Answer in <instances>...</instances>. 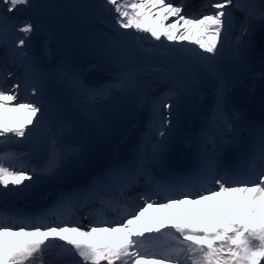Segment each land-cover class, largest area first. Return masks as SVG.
<instances>
[{
    "label": "bare ground",
    "instance_id": "6f19581e",
    "mask_svg": "<svg viewBox=\"0 0 264 264\" xmlns=\"http://www.w3.org/2000/svg\"><path fill=\"white\" fill-rule=\"evenodd\" d=\"M51 1L43 0L35 5L36 8L42 9V13L47 17V20L42 18L39 12L35 11L33 13V19L40 23L39 28L43 30L42 36L44 38L36 41L31 40L29 49L30 55H33L41 65L36 82L48 85L49 89H45L46 91L39 97L24 98L19 94L21 100H33L41 103L44 108L43 115L38 117L39 123L29 126L30 130L27 131L26 137L20 138L8 134L7 139L0 138V153L15 155L19 158L6 160L5 163L19 168L17 163L25 161L27 164L25 168L33 176L31 180H26L20 186L8 185L7 188L0 186L1 211L10 212L14 209L23 208L26 204H29L31 196H33V201H36L38 197L49 196L55 189L63 185L73 183L81 185L83 179L96 170L97 167L104 165L99 173L112 168L113 163L111 160L127 164L134 162L133 159L137 156L140 161L145 159L148 161L147 165L152 166L150 165L152 164L151 156L155 154L157 156L156 162L165 166L167 164L165 159L170 161L171 158H174L173 156L183 157L185 150L180 148V144L177 145L175 140L168 138V136L178 133L182 129L181 127L184 126L187 129L195 128L197 126L195 115L197 107H199L201 113L206 112L207 107H217L215 104L216 98L214 97L219 83L229 86L227 90L225 88L222 112L228 113L231 109L232 97L241 99L242 111L250 119H255L254 123L257 126L259 124V126L264 127V119H258L260 113H264V92L261 88L264 86V16L261 15L264 0H251L242 12L238 8L231 9L233 26L231 23V27L222 30L217 52L209 53L207 58L197 55L198 51L205 54L206 52L199 49L194 43L167 41L164 38H162V41H155L147 33H135L133 29H118L120 33L131 31L132 37H135L133 39L140 43L141 49H144L143 55L138 58L140 67L135 71L136 82L139 83L140 87L135 89L134 81L132 82L128 78L129 82H126L122 88L114 89L116 96L110 98L108 102L105 99L110 95L105 98H98L94 96V92L102 86V88L110 86L112 90L111 85H113V82L124 77L119 70V65L114 64L112 56L110 57L113 52L110 37L116 35L107 32L108 30L105 29L106 26L102 22L95 21L92 18L88 20L90 27L99 26V30L87 29V25L83 22L79 23L78 26H73L70 22L69 25L73 27L68 32V40L71 37L78 40V44H87L89 47L88 52L84 57H81L82 55L79 56L75 45L68 40H63L60 44L55 43V45L50 46L51 56H48L49 52L45 50L44 44L53 42V39L45 29H51L54 35L68 29V25L56 22L54 18L58 13L56 7H53V10L57 12L56 14L51 16L47 13L46 7L50 5ZM91 1L98 5L95 8L98 15L114 24L113 13L111 12L110 15V11L106 10L104 0ZM213 1L216 2V0ZM165 2L167 3L169 0H165ZM171 2L184 5L185 0H171ZM86 5H90V2H87ZM108 8H111V6L109 5ZM211 11L215 10L211 9ZM246 12L250 13L247 23L251 27L248 35L241 37V26L245 21ZM181 14H187L191 17L196 13H184L183 11ZM26 15L25 12L16 14L18 18H30ZM174 20L175 17H171L166 23H171ZM229 32L235 36L233 43L228 38ZM238 38L240 39L238 40ZM9 39H15L11 30L7 34L4 33L2 43L7 42ZM59 48L61 49L59 50ZM186 49L187 51H185ZM59 52L60 56L70 53L73 62H77L80 58L83 65L78 68L74 65L58 64L54 59L59 56ZM9 54L21 60L15 47H8L0 57V67L4 65L6 59L9 60L7 58ZM116 56L117 54L114 53L113 58H116ZM211 58H215V62L210 67ZM155 62H158L157 66L154 65ZM23 64L26 66L29 62ZM105 64L108 66H105ZM163 66L176 67L180 72V77L171 74L172 77L168 78L167 75L170 73L167 71H169V68H163ZM27 70L29 72L28 67ZM8 72L9 68H6L0 73V86L5 88L12 85V82L6 79ZM237 72L238 75H236ZM184 75L191 77L194 88L201 92L200 97H195L194 91L187 89L185 85L178 82ZM144 81L145 83H142ZM82 86L84 89H81ZM160 89L162 90L160 98L169 91H176L177 96L181 95V101L183 102L182 106H179V100H177L176 106L174 104L175 108H172L171 119L174 118L177 123L175 126L165 129L164 137L158 134L160 128L158 118L151 117L150 120L143 121L142 113L146 115L147 107H142L143 109L140 111L131 108L132 106L130 107L127 104L129 99L131 103L132 99H139L143 96L145 103L148 105L153 102L152 97ZM252 91L256 95H261L262 98H254L250 94ZM97 98L99 99L98 105L89 104ZM68 99L72 103L74 112L67 117H62V113L65 114V112L61 111V105ZM200 103H205L206 107L201 106ZM187 109H189V113H187ZM173 110L177 111L173 112ZM107 112L109 114H106ZM133 113L135 114L134 119L129 120L128 118L127 120L126 117ZM101 114L106 115L99 118L98 115L101 116ZM216 114L221 115L218 111ZM23 115L24 113L10 111L5 118L15 123L18 122L17 118ZM134 127L139 130L149 128L152 135L144 133V131L138 132L133 129ZM39 129L48 130L52 138L48 156L45 160L37 159L32 154L22 151V148L28 143V139L33 137L34 132ZM64 134H70L71 136H64ZM162 144H164V148L161 147ZM101 148H103L102 158L100 157ZM178 167L183 168L182 165L178 164L174 166V169L176 170ZM235 199L236 197H228L225 202V198L221 197L218 203L213 201L199 205L198 208L202 210L203 215L193 210L189 204L174 205L172 208L174 212L165 213L160 219L167 220L169 217L177 221L191 218L205 219L209 214V210H212L213 216L226 212ZM6 239L9 242L18 240L15 236H8ZM24 239H27V237L19 240ZM95 239L102 244L110 240L104 236H98ZM57 248L58 244H53L48 249L44 257L46 264H70L74 259H79L67 256L61 247H59L61 251L57 252Z\"/></svg>",
    "mask_w": 264,
    "mask_h": 264
},
{
    "label": "snow or ice",
    "instance_id": "6c2138e0",
    "mask_svg": "<svg viewBox=\"0 0 264 264\" xmlns=\"http://www.w3.org/2000/svg\"><path fill=\"white\" fill-rule=\"evenodd\" d=\"M104 4L106 10L113 13L114 24L119 29L147 33L155 41H162V38L187 41L207 53L217 52L222 30L231 27V9L244 10L240 0H216L202 6L215 11H201L191 17L181 14L182 3L174 4L171 0L167 3L165 0H104ZM33 7V0H0V43L10 26L15 37L14 47L26 62H30V42L37 25L30 18H18L16 14ZM261 15L264 16V7ZM171 17L175 20L166 23ZM249 17L250 13L246 12L241 37L249 33ZM11 76L9 73L8 78ZM127 81L128 77L124 76L113 82L112 87L122 88ZM19 87L18 83L8 88L0 86V138L7 139L8 134L26 137L29 126L39 123L38 117L43 115L41 103L19 99L16 91ZM225 92L224 84L219 83L216 91L218 108L224 104ZM110 93L111 89L98 88L94 96L105 98ZM32 95L41 96V89L33 87ZM172 95L171 91L164 94L154 106V119H159L158 134L161 137L165 136V129L171 124ZM10 111L24 115L13 123L5 118ZM9 159L19 158L0 153V186H20L32 179L33 174L27 168L6 164ZM255 159L264 163V131L249 165ZM140 167L147 168L145 159H141ZM119 171L122 170L113 168L105 175ZM192 177L202 182V190L198 193L188 188ZM209 182H214L215 187L204 188L203 185ZM167 184L172 191L179 189L176 195L163 201L141 195L139 199L143 203L129 215L117 220L94 219L87 228L79 223L61 221L59 217L56 221L44 223L48 214L12 223L0 215V264H46L44 257L53 244H59L67 256L79 258L72 264H261L264 261V168L255 172V178L241 179L219 165L212 155L200 160L188 177L170 179ZM221 197L225 202L228 197L236 199L226 212L207 220L191 218L177 221L172 217L157 220L145 215L154 206L171 210L174 205L185 204L203 215L198 206L213 201L218 203ZM70 202V198L60 201L51 215H58V211ZM99 233L109 234L110 240L103 244L98 242L94 238ZM8 236L27 239L9 242Z\"/></svg>",
    "mask_w": 264,
    "mask_h": 264
},
{
    "label": "rangeland",
    "instance_id": "374dc122",
    "mask_svg": "<svg viewBox=\"0 0 264 264\" xmlns=\"http://www.w3.org/2000/svg\"><path fill=\"white\" fill-rule=\"evenodd\" d=\"M87 2H90V5H86ZM97 6L98 5H96L95 2H93L91 0H52L50 5L48 7H46L47 13L52 16L58 12L57 14L60 16V18H62V20L59 19L58 16H56V17H54L56 19V22L58 24H60V23L64 24V25L66 24V26L68 25L67 27L69 29V30L67 29L65 32H62V33H59L58 35H55L56 36L55 42H58L57 44H60L63 40L67 41L68 40V32L71 30V28L73 26H78L79 23H81V22H83L84 24L87 25V29L92 28L93 30H99V26H91L90 27L89 21H88L90 18H92L95 21L102 22L106 26L105 29L108 30L107 32H112L114 35H116L115 37H110V40L112 41V46H113V52L110 55V57L112 56L113 63L119 65V70L121 71V74L123 76H127L132 82L134 81V83H135L134 88L137 89V87L139 88L140 85H139V83L136 82L137 77H135L136 76L135 71H137L140 67V63L138 62V58L140 57V55H143L144 49H141V47L139 45L140 43L133 39L135 37H132L131 31H127L126 33H120L118 31L119 28H117L115 26V24H111L109 22V20L101 18L98 15V13L95 11V8ZM53 7H56L57 12H55L53 10ZM72 7H75L78 10H76ZM32 9L33 8L28 10L29 14L26 13L27 14L26 16L30 17L31 20L33 21V23H35L37 25V31L34 33V35L32 37V41H36L37 39L44 38V37L42 36L43 30L41 28H39L40 23L33 20V16H32L33 11H31ZM40 9L37 8L36 11L40 12ZM73 10H75L76 13ZM40 14H41V12H40ZM109 14L111 15V12H109ZM41 15L43 18H45V16L43 14H41ZM62 15H65V18L62 17ZM70 22H72V24H73L72 27L69 25ZM112 30H114V31H112ZM115 30H116V32H115ZM48 34L51 35L50 37H53V33L50 32V29H48ZM117 38H118V40H117ZM68 41H70L73 45L76 46V48L78 49L77 52H78L79 56L82 55L81 57H84L85 54L88 52L89 47L87 44H78L77 43L78 40H74V38H71V37H70V40H68ZM119 44H121L122 46H120ZM49 45H50L49 43L45 44V50L47 52L49 51ZM60 49L61 48H59V50ZM235 52H237V51H235ZM114 53L117 54L116 58H113ZM130 59L132 60V64H133V65H131L132 67H130V69H132V70H130L131 73L128 72L129 67L127 66V60H130ZM54 61L57 62L58 64H61V65H74L78 68H81V66L83 65V63H81L80 58H78L77 62H73L72 61V55L70 53H65L63 56H60V52H59V56L56 57L54 59ZM214 62H215V58L212 60L210 67L214 65L213 64ZM156 64H158V62H155L154 65L157 66ZM160 65H161V63H160ZM105 66H108V65L105 64ZM164 67H166V66H163V68ZM168 68H169V66H168ZM167 72L170 73L169 78H171V74H172V76H176L179 74L176 67L169 68V71H167ZM127 82H129V80ZM142 83H145V81ZM179 86H181V85H179ZM162 88L164 89V86ZM81 89H84V87L82 86ZM174 90H176V89H174ZM160 91H161V89H160ZM141 97L139 99H134V100L132 99L131 103H130V100H128L127 101L128 106H130V107L132 106L131 108H133V109L135 108L136 110L142 111L144 106H146V103H145V99H143V96H141ZM66 107L71 108V110H72L71 114L74 112L72 103H70V99H68L67 102H64L61 105V110H64L67 113ZM139 108H141V109H139ZM106 114H109V112H107ZM106 114H101V116L98 115V117L102 118ZM67 115H70V114L67 113ZM134 116H135V114L133 113V114H130L129 116H127L126 118L130 117L129 120H133ZM142 116H143V113H142ZM144 117H147V116L144 115ZM173 122H175V121H173ZM133 129H136L137 131L139 130L137 127H134ZM167 134H169V133H167ZM67 135L69 136L70 134H67ZM173 137H175V135H172L170 138H173ZM51 141H49V144L51 143ZM261 264H264V263L262 262Z\"/></svg>",
    "mask_w": 264,
    "mask_h": 264
},
{
    "label": "water",
    "instance_id": "95a60500",
    "mask_svg": "<svg viewBox=\"0 0 264 264\" xmlns=\"http://www.w3.org/2000/svg\"><path fill=\"white\" fill-rule=\"evenodd\" d=\"M37 1H40V0H33V3L34 2H37ZM47 138L46 137H43L42 138V143H41V145H42V148H43V153L45 152V149H46V146H47ZM34 143H35V139H34V141L32 142V145L31 146H34Z\"/></svg>",
    "mask_w": 264,
    "mask_h": 264
}]
</instances>
